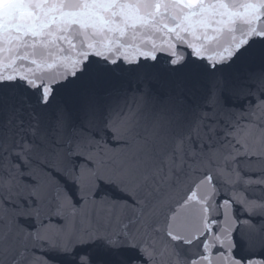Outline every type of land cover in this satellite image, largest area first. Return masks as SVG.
<instances>
[{"label": "water", "instance_id": "obj_1", "mask_svg": "<svg viewBox=\"0 0 264 264\" xmlns=\"http://www.w3.org/2000/svg\"><path fill=\"white\" fill-rule=\"evenodd\" d=\"M261 37L264 0H0V264H102L106 240L212 264L264 208V85L157 107L108 143L57 107L89 56L202 64Z\"/></svg>", "mask_w": 264, "mask_h": 264}, {"label": "snow or ice", "instance_id": "obj_2", "mask_svg": "<svg viewBox=\"0 0 264 264\" xmlns=\"http://www.w3.org/2000/svg\"><path fill=\"white\" fill-rule=\"evenodd\" d=\"M260 39L264 40V37ZM252 44L253 41L249 40L230 53L229 58L212 62L205 60L202 64L200 58L191 56L169 58L163 64L160 54L150 58L141 56L111 61L99 55L89 56L77 71L63 81L64 84L72 83L75 86L60 101L57 111L69 128L78 125L83 128L84 122H88L89 127L84 130L90 132L97 141L108 143L114 137V128L118 125L127 126L132 132L130 138L135 139L138 133L133 130V122L138 117L149 118L157 107L179 115L185 106L194 105L199 94L207 97L218 94L227 101L240 89L254 87V84L249 83L250 80H259L264 85V47L254 52L251 51ZM4 83L0 81V85ZM54 98L55 86L53 95L42 103L48 105ZM260 99L264 100V88L260 91ZM247 214L250 217L255 215L252 208L247 209ZM260 219L264 221V214H260ZM243 224L252 230L246 243L258 239L260 251L264 253V224L257 228L254 221L248 219ZM239 228L238 223L236 230ZM232 245L236 264H264V254L236 256L235 235ZM142 251L138 245L116 244L106 240L98 258L102 264H147ZM147 255L150 256L151 252ZM80 264H96V261L92 257L81 256Z\"/></svg>", "mask_w": 264, "mask_h": 264}]
</instances>
